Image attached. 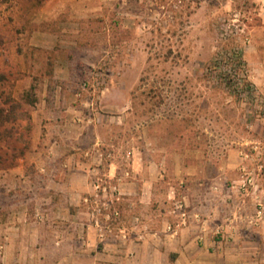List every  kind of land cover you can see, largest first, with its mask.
<instances>
[{"label":"rangeland","instance_id":"374dc122","mask_svg":"<svg viewBox=\"0 0 264 264\" xmlns=\"http://www.w3.org/2000/svg\"><path fill=\"white\" fill-rule=\"evenodd\" d=\"M46 2L0 0V169L29 147L32 107L43 90L83 87L93 108L120 109L100 131L123 154L169 153L162 180L169 190L162 185L157 199L173 205L170 215L182 225L188 187L174 171L175 153L204 166L201 199L212 192L222 204L247 197L255 217L264 206V0H93L74 7L98 9L79 20L43 12ZM61 22L84 27L65 39L81 49L58 42L49 54L30 45L35 31L58 33ZM59 72L72 80L53 79ZM228 162L237 167L226 180L218 167Z\"/></svg>","mask_w":264,"mask_h":264},{"label":"crops","instance_id":"0c3cea01","mask_svg":"<svg viewBox=\"0 0 264 264\" xmlns=\"http://www.w3.org/2000/svg\"><path fill=\"white\" fill-rule=\"evenodd\" d=\"M89 1L47 0L42 11L79 20L98 10H74ZM57 28L58 33L35 31L30 45L49 54L58 42L82 48L80 41L65 40L66 33L83 30L80 22ZM52 78L72 80V74ZM92 105L88 89L57 86L43 90L32 107L29 147L0 169V264H264V206L250 218L246 210L253 204L247 197L222 204L220 193L212 192L201 199L204 166L186 164L184 155L175 153L174 171L188 187L183 193L189 216L182 225L180 216L170 215L173 205L157 199L162 185L169 190L162 182L169 153L155 159L133 148L123 154L100 131L120 109ZM236 167L219 165V177L227 180ZM99 177L118 192L96 191ZM175 223L178 229L168 230Z\"/></svg>","mask_w":264,"mask_h":264},{"label":"built area","instance_id":"2783aa9c","mask_svg":"<svg viewBox=\"0 0 264 264\" xmlns=\"http://www.w3.org/2000/svg\"><path fill=\"white\" fill-rule=\"evenodd\" d=\"M262 169H263V165H260L258 171H262ZM247 175H253L254 177L248 178L247 179L248 180L247 183H245L243 185V189L246 190V191H248V186L247 185H254V182L256 180L255 177L256 178L259 177V172L247 173ZM94 188H95L96 191H99V192L103 193V195H105V196H108L110 193L115 194L116 192H118L117 186H115V185H112V186L109 185V183L106 182L105 179H103L101 177H99L97 179V181L95 182ZM98 209H96V211L97 212H100L99 211L100 209L99 210ZM182 217H183V224H185L186 223V215L185 214H182Z\"/></svg>","mask_w":264,"mask_h":264}]
</instances>
